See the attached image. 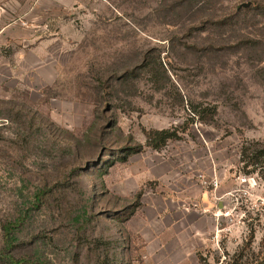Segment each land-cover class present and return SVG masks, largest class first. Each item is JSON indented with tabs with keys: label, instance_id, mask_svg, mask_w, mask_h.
Instances as JSON below:
<instances>
[{
	"label": "rangeland",
	"instance_id": "1",
	"mask_svg": "<svg viewBox=\"0 0 264 264\" xmlns=\"http://www.w3.org/2000/svg\"><path fill=\"white\" fill-rule=\"evenodd\" d=\"M244 141H264V0H0V249L46 189L15 257L264 264Z\"/></svg>",
	"mask_w": 264,
	"mask_h": 264
},
{
	"label": "trees",
	"instance_id": "2",
	"mask_svg": "<svg viewBox=\"0 0 264 264\" xmlns=\"http://www.w3.org/2000/svg\"><path fill=\"white\" fill-rule=\"evenodd\" d=\"M193 112L196 114L207 113V118L213 119L217 113V107L211 109V113L199 110V106L192 105ZM173 135L168 130L156 131L150 134V138H153L155 149H161L167 141L172 139ZM241 163H245V167L255 166L261 168L260 171L264 172V141H244L241 147ZM247 174H251L250 172ZM46 194V189H39L34 193L33 200L29 202V205L24 206L20 215L13 220H6L1 228L3 233V247L0 249V263L5 262L7 264H47L46 261L37 259L32 260L30 257H15L13 251L19 242V234L22 228L26 225L31 218L32 213L37 210L42 202L43 197ZM261 209L264 210V203ZM262 248H264V237L261 242ZM205 259L200 257V264H204Z\"/></svg>",
	"mask_w": 264,
	"mask_h": 264
}]
</instances>
